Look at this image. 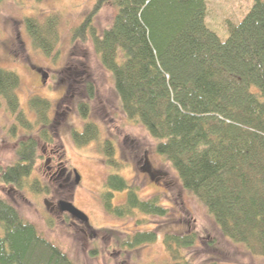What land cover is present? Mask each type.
<instances>
[{
    "label": "trees",
    "instance_id": "1",
    "mask_svg": "<svg viewBox=\"0 0 264 264\" xmlns=\"http://www.w3.org/2000/svg\"><path fill=\"white\" fill-rule=\"evenodd\" d=\"M252 1L238 22L232 21L241 16L225 21L228 36L221 40L205 23L206 0H94L71 41L91 43L111 75L124 116L145 129L155 153L170 164L222 235L264 259V0ZM105 6L115 14L98 31L93 21ZM23 24L33 48L53 59L60 35L57 17L41 22L30 16ZM19 85L18 75L0 68V107L14 122L10 135L15 138L19 129L29 133L17 140L15 163L0 168V184L48 193L41 182L26 180L40 145L52 143L51 103L31 96L34 120H29L20 109ZM86 90L91 100L90 82ZM88 109V102L78 109L85 121ZM72 137L78 147L88 145L99 139L97 126L87 122ZM101 152L107 168L121 167L112 141L104 140ZM102 188L105 210L118 217L170 214L156 197L141 198L118 173L109 174ZM115 193L125 194L117 207ZM158 235L137 231L119 245L133 249L159 239L166 254L162 264H197L188 257L199 240L196 232ZM0 264L74 263L0 197Z\"/></svg>",
    "mask_w": 264,
    "mask_h": 264
},
{
    "label": "rangeland",
    "instance_id": "2",
    "mask_svg": "<svg viewBox=\"0 0 264 264\" xmlns=\"http://www.w3.org/2000/svg\"><path fill=\"white\" fill-rule=\"evenodd\" d=\"M206 1L209 17L205 23L221 40L228 36L225 21L241 16L232 21L238 22L253 3L252 0ZM93 2L5 0L0 5V68L18 75L17 95L26 117L34 120L28 100L36 95L51 103L50 116L54 123L50 134L52 143L40 145L39 158L26 180L41 182L48 193L16 191L0 184V197L10 202L24 221L32 224L74 264H162L166 254L159 239L133 249L120 247L119 243L127 235L141 230L158 232L160 238L165 232H196L199 240L188 251V257L197 264H264L263 258L251 255L244 246L222 235L205 208L183 189L170 164L155 153V143L145 129L124 116L111 75L102 68L91 43L71 41L72 31ZM114 14L113 7H103L94 18V27L102 31L110 25ZM30 16L41 22L49 16L57 17L60 35L53 59L33 48L23 24ZM36 68L45 73L44 84ZM86 82L93 85L91 100H86ZM87 102L89 113L85 121L78 109ZM87 122L97 126L99 139L78 147L73 133L81 132ZM13 123V118L0 107V168L15 163L17 140L29 135L19 129L12 138L9 129ZM104 140L114 145L115 157L121 163L117 170L104 164L101 152ZM50 165H58L57 170L63 174L55 182L47 175ZM117 173L138 188L141 198L156 197L161 205L168 207V217L141 214L118 217L107 212L100 197L103 182L109 174ZM59 201L71 203L84 213L87 224L68 213L70 217L63 215ZM124 201V193L113 195V206H120ZM52 205H57L59 211L52 212ZM210 248L216 250L211 252Z\"/></svg>",
    "mask_w": 264,
    "mask_h": 264
},
{
    "label": "water",
    "instance_id": "3",
    "mask_svg": "<svg viewBox=\"0 0 264 264\" xmlns=\"http://www.w3.org/2000/svg\"><path fill=\"white\" fill-rule=\"evenodd\" d=\"M38 72L41 74L42 78H45V75L43 73H41L40 71H38ZM77 179H78V177H77ZM59 207H60V210L62 212L68 213L73 218L80 220L81 222L87 224V222H88L87 216L84 213H82L81 211H79L77 208H75L71 203L60 201Z\"/></svg>",
    "mask_w": 264,
    "mask_h": 264
},
{
    "label": "flooded vegetation",
    "instance_id": "4",
    "mask_svg": "<svg viewBox=\"0 0 264 264\" xmlns=\"http://www.w3.org/2000/svg\"><path fill=\"white\" fill-rule=\"evenodd\" d=\"M40 80H41V78H40ZM43 84H44V82H43ZM66 88H68L67 90H69V86H67ZM73 97V96H72ZM67 109V108H66ZM68 111V109L65 111V112H67ZM64 112L62 113V118L64 117ZM47 162H49V161H47ZM145 162H146V164L148 165V167L150 168V166H149V163H148V160H147V158L145 157ZM50 164H51V161H50ZM57 168H58V165L55 167V166H52V165H50V166H48V168H47V170H48V172H47V175H49V180L50 181H53V182H55V180L56 179H59V178H61L60 176L61 175H63V174H61V173H59V171L57 170ZM66 181V180H65ZM60 202V201H59ZM58 202V203H59ZM46 205H48V204H46ZM50 205H48V207H49ZM56 209L59 211V208H58V206L57 205H55V206H51V208H50V210L53 212V211H56ZM62 214V213H61ZM63 215H66L67 217H70V216H68V214H66V213H64ZM73 219V218H72Z\"/></svg>",
    "mask_w": 264,
    "mask_h": 264
}]
</instances>
